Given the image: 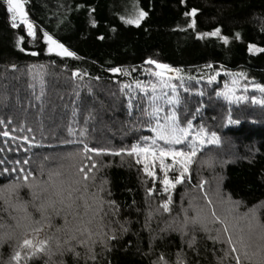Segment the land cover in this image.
Listing matches in <instances>:
<instances>
[{"label": "trees", "instance_id": "16d2710c", "mask_svg": "<svg viewBox=\"0 0 264 264\" xmlns=\"http://www.w3.org/2000/svg\"><path fill=\"white\" fill-rule=\"evenodd\" d=\"M131 1L146 14L138 26L125 23ZM193 9L195 16L190 15ZM25 10L36 33L32 39L23 25L11 27L0 0V233L15 238L0 245V264H14L9 258L25 230L17 227V222L27 223L21 219L25 211L39 218L32 193L18 175L21 169L32 173V191L46 181L51 191L61 181L80 180L74 185L79 189L74 193L77 215L67 217L73 231L57 232L63 219L54 216L51 227L40 231L52 237V255L36 254L27 264H159L161 256L176 264L177 253H183L185 264H221L227 249L225 225L234 240L242 238L248 246L253 240L262 243L264 103H242L230 111L214 98L217 86L201 83L198 98L192 94L193 80L186 79L179 93V121L201 119L209 130L213 127L220 144L198 154L200 164L193 163L189 179L174 188L167 214L159 208L165 196L156 194L158 184L142 174L132 155L113 153L130 150L149 133L144 97L122 87L142 78L149 59L188 78L217 69L244 71L264 87V51L258 50L264 49V0H26ZM217 28L219 36L204 35ZM44 32L74 56L49 53ZM84 143L104 150L99 156L90 154L97 169L88 181L77 174L83 164H91L81 151ZM101 181L103 204L92 199ZM201 181L211 207L200 193ZM201 209L209 218L214 210L224 223H208L209 232L199 226L193 230L191 224L182 231L184 210L192 216ZM81 241L88 243L82 246ZM89 247L94 260L88 258ZM222 264H235L233 256L229 253Z\"/></svg>", "mask_w": 264, "mask_h": 264}, {"label": "snow or ice", "instance_id": "6c2138e0", "mask_svg": "<svg viewBox=\"0 0 264 264\" xmlns=\"http://www.w3.org/2000/svg\"><path fill=\"white\" fill-rule=\"evenodd\" d=\"M183 2V0H181ZM25 4L26 0H3V6L6 7V11L9 14L10 18V24L13 29L18 27L17 21H19V24L23 25V27L26 30L27 36L34 37L36 35L34 31V25L30 22L29 16L25 10ZM134 7V13L130 15L129 18L125 19V23L129 25H139L140 21L145 17V12L142 10H135ZM196 10L193 9V11L190 13V15L195 16ZM186 15H189V13H186ZM122 19H124L122 17ZM193 25H189V27H192ZM204 35H210V36H219L220 35V29L217 28L211 33H205ZM225 44L228 43V40L226 37L221 36L220 37ZM237 39L239 38V35L237 34ZM102 39V37H101ZM43 40L45 44L47 45V51L49 53H54L57 56L61 57H72L74 56V53L69 51L62 43H59L56 39H54L51 35H49L47 32L43 33ZM250 50L252 49V46H249ZM23 50V49H21ZM259 51H264V49H258ZM35 55L36 53H32ZM146 64L152 65L155 64L156 69H159L161 71H155L152 73L153 76L156 77H162L163 70H169V66L166 64H160L157 63L154 60H147L145 61ZM210 67V66H209ZM111 72L118 73L121 71V69L118 68H111ZM175 71H179V69H176ZM77 73L73 72V76H76ZM241 76L243 74H240ZM215 77L212 76L209 78V83H211L212 80H214ZM237 81L234 79L233 84L235 85ZM139 86V85H138ZM165 87H169L166 82L164 83ZM122 87L126 88L127 85H122ZM156 85H153V89H155ZM255 87L260 91L264 92V87H261L260 85H255ZM143 90V89H142ZM232 90L229 89L228 92L230 93ZM173 92H175V87H173ZM219 95V93H218ZM225 98L231 100L232 96L228 93H225ZM237 99H240L237 97ZM253 102H258L255 100V97H253ZM158 112L159 109H156ZM192 128L191 121H187V126L182 127L178 121V117L176 114H170L166 117L165 124H158L153 131L156 133L155 137L153 138V143L151 147L145 143L144 146H138L137 144H133L131 146L130 150L121 149L119 152L113 153L114 155H120L121 152H127V154L132 155L134 157H142L140 159L136 160V163L138 164H144L145 167L143 168V171L145 174L149 177H152L153 182L156 181L157 176L154 173V171H150L147 166V160L151 159L154 162L156 160L160 161V173L163 174L162 178L159 179V184L162 187V191L164 193H169L171 189L175 188L177 184L182 183V177L189 171V165L192 163L193 158L196 156L197 152L199 151V148L202 147L205 144V130L203 128H200L199 132L192 134L190 132V129ZM69 132H72V129L69 128ZM4 136H8V132L3 133ZM81 135H83V132H81ZM191 136V139H186L187 137ZM145 142L147 141V137L143 138ZM162 140L164 144L167 147H160L155 143L156 140ZM207 144H216L218 143V139L216 137L215 133H212L210 137L206 140ZM187 144L188 148L191 149L190 151H184L181 149H177L172 147L173 145H183ZM81 151L84 154L85 161H91V164L88 165L87 163L83 164L80 168L77 169V174L82 177L83 181H88L90 178H94V169H97V164L92 158V153L99 156L104 150L90 147L87 143L83 144V148ZM158 153V155H157ZM170 158L172 160V164L166 165L164 163V158ZM27 163V161H25ZM178 166L177 170L180 172L179 175L175 176L174 180L169 179L168 175L164 174L166 173L167 169L173 168V166ZM7 171V169H5ZM23 180H24V186H27L32 193V201H33V207L35 208L36 212L39 214V218L34 219L33 216L25 211L24 216L21 218L24 221H27V223H20L17 222V227H21L25 229L19 239L16 242V245L13 249L12 255L10 256V261L14 262V264H20L22 260L25 261V264H27V258H31L36 254L39 253H46L49 256L52 255L50 251L49 241L52 239V237H48L47 239H37L36 237L39 235L42 227H51L52 219L54 216H60L63 219V224L56 228V231H62L67 230L68 232H72L73 229L69 227V221L67 219L68 216L75 217L77 215V208L79 205L76 203L77 198L74 197V193L78 192L79 189L75 187L74 185H77L80 183V180H72L68 185H65L63 181H61L59 184L52 185L51 191H49V185L50 181L42 182V186L39 188V191H32L34 184H30L28 182L29 177L32 176L31 172H25L23 169H21V172L18 174ZM51 175H59V173H53ZM201 183V191H203L202 184ZM104 181H101L99 192H93L92 199L99 201L101 204H103L104 201L102 197V193L104 192L103 188ZM19 186V185H17ZM85 190H87L85 188ZM149 194H152V189H148ZM43 194V195H42ZM82 199V198H81ZM203 199L208 203V206L211 207V201L209 200L208 196L205 195ZM7 203V201H6ZM107 203L114 204V201H107ZM172 203V197L169 196L168 200L160 204V208H162L165 212H169L170 208L169 205ZM184 221H183V229L182 231L186 230L191 224L193 226V230H195L196 226H199L203 231L209 232L207 225L208 223H224L218 216L217 213L213 210L210 213V218L208 215L203 214V209L198 211L195 215L189 216L187 213V210H184ZM254 212L252 213V219H254ZM33 225H39V226H33ZM31 229L28 231V229ZM260 228L262 229L260 232L259 239L262 241L259 245H257L256 249L254 251L249 250L248 244L244 242V240L238 239L234 240L233 237L229 234L227 225L223 228V235L227 237L226 243L227 249L225 251V256L220 258L221 264L223 262V259L226 258L229 253L233 256L235 264H243V261H248L249 264H264V225H260ZM252 230L251 224H250V231ZM126 231V229H125ZM33 233L36 234V236H33ZM75 239V237H72ZM8 239H11V236L9 234L0 233V245L4 244ZM111 239H115V236L113 235ZM195 237L193 236V240ZM209 239L217 240L218 237H212L209 235ZM68 241L65 240V244H67ZM87 241H81V245L85 246L87 245ZM93 244H95V241H92ZM193 244V241H189V247L191 248ZM237 244H239V250L237 248ZM57 250H61V245L57 241L56 243ZM68 251H73L72 248L66 249ZM60 254L63 255V251H60ZM91 259H95V254L92 253L91 248L89 247V257ZM159 264H169V262L161 256L159 258ZM176 264H185V259L183 256V253H177V261Z\"/></svg>", "mask_w": 264, "mask_h": 264}, {"label": "rangeland", "instance_id": "374dc122", "mask_svg": "<svg viewBox=\"0 0 264 264\" xmlns=\"http://www.w3.org/2000/svg\"><path fill=\"white\" fill-rule=\"evenodd\" d=\"M134 5H135V10H140L138 5L134 1H131L126 11L127 18H129L130 15L134 13V7H133ZM17 23H19V21H17ZM30 38L32 39L34 37H30ZM175 70L176 69L169 67V70H163L162 77H156V76H153L152 73L155 71H161V70L156 69L155 64L149 65L145 63V67L144 69H142V74H143L142 78L138 81L130 83V85L126 83V85L128 86L127 88H130L131 92L133 91L138 92L140 96L144 97L148 105V115L150 117V124H151V126L149 127V133H147L146 135H143L141 139L135 141L133 144H137L138 146L142 147L145 145V143H147V145L151 147L153 143V138L156 135L153 129H155L158 124H165L166 117L170 114L174 113L178 117L179 110L183 109L182 102L180 101L179 93L185 89L187 85L186 79L193 80L192 84L195 85V89L193 90L192 94L196 95L198 98H202L201 83L206 84L210 88L217 86V89L214 90V98L219 100L221 104H224L226 108H229L230 111L232 110L231 108H236L238 107L239 104H242V103L250 102L251 105H259V106L263 105L264 103V92H260L255 87V85H259V84H257L256 82L252 80L247 79L246 73L244 71H227V70L217 69L214 71H206L202 75H199L200 78L196 79L195 77H190V78L185 77L183 74ZM240 74H243V75L241 76ZM212 76H214L215 79L212 80L211 83H209V78ZM234 79L237 81L235 85L233 84ZM127 80L130 81L131 79H127ZM165 82L170 86L165 87L164 86ZM153 85H156L155 89H153ZM173 87H175V92H173ZM229 89L232 90L230 93L228 92ZM225 93H228L229 95H231L232 99L231 100L226 99ZM237 97H239L240 99H237ZM253 97H255V100L258 102L254 103ZM156 109H159V111L157 112ZM196 112L198 111L196 110ZM178 121H179V117H178ZM190 121L192 123V128L190 129V132L192 134L199 132L200 128H203L205 130V144L199 148V151L197 152L196 156L193 158L192 163L189 165V169L193 163L197 165L200 164L199 158H197L198 154L202 153L204 150L217 147L220 144L219 137L217 136L213 127L211 128V130H209L206 126L203 125L202 120L201 119L198 120V118L197 119L192 118L190 119ZM229 122L230 121L228 119V121L226 122V125H228ZM179 123L182 127L187 126V121L184 124H182L181 121H179ZM212 133L216 134V137L219 142L216 144H207L206 140L208 137L211 136ZM144 137L148 138L146 142L143 139ZM186 139L190 140L191 136L187 137ZM155 143L159 145L160 147H167L162 140L157 139ZM172 147L181 149L184 151L191 150L188 148L187 144L173 145ZM132 157L134 158L135 162L137 159L142 158V157H134V156ZM164 163L168 165V164H172L173 162L170 158L165 157ZM139 165L141 167L142 174L147 179H150L153 184H158V189H157L156 194L158 196H161V195L165 196V198H162L159 200V208H160V204L167 201L169 196H172L174 188L171 189L169 193H164L162 191V187L159 184V179L162 178L163 174L160 173V161L159 160H156L155 162L151 159L147 160V166L149 170L154 171V173L157 176V179L155 182H153L152 177L147 176L145 172L143 171V168L145 167V165L144 164H139ZM177 168L178 166L174 165L173 168L167 169L166 173L164 174L168 175L169 179L174 180L175 176L180 174ZM184 178H186V180L189 179V171L182 177V181ZM200 193L203 197L206 195L204 190L203 191L200 190ZM212 195L215 197L214 200L218 201V203L221 204L220 206L224 205L223 202L221 203V199L218 194L213 193ZM169 208H171V204L169 205ZM160 209L163 214L165 213L167 214L170 212V211L165 212L162 208ZM7 234L10 235V232H8ZM10 236H11V240H9V242L13 243L15 238L13 237L12 234ZM33 236H36V234L33 233ZM241 237H244V236L242 235ZM36 238L46 239L47 235L40 232ZM249 244H250L249 247L252 248L253 250H255L258 245L257 240L256 241L253 240L252 243L250 242ZM237 248L239 250L238 246Z\"/></svg>", "mask_w": 264, "mask_h": 264}]
</instances>
